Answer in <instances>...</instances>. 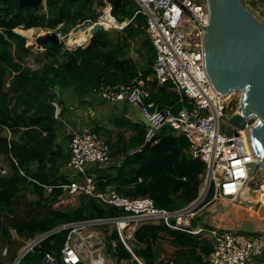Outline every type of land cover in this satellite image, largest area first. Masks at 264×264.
Returning a JSON list of instances; mask_svg holds the SVG:
<instances>
[{
    "label": "trees",
    "instance_id": "obj_1",
    "mask_svg": "<svg viewBox=\"0 0 264 264\" xmlns=\"http://www.w3.org/2000/svg\"><path fill=\"white\" fill-rule=\"evenodd\" d=\"M241 1L245 4V0ZM107 2L119 21L131 19L139 8L135 0H46L35 11L20 6L17 0L0 1V154L8 167L6 173L0 170V237L10 247L5 264L19 257L22 246L15 244L10 228L25 242L45 235L33 250L24 254L19 264H46L47 253L60 264H66L62 248L70 229L58 227L121 214L117 207L85 194L78 197L77 206L62 202L64 198L67 201V194L58 185L70 181L67 170L62 172L70 148L65 153L56 142L60 119H65L67 113L60 90L70 89L74 97L86 100L103 86H132L143 80L150 90L144 101L146 107L154 102L159 110L171 108L176 113L182 106L181 95L172 82L159 84L157 79L148 80L153 74L156 52L142 14L122 30L102 28L86 45L75 48L65 43H50L43 51L35 52L33 46L27 45L25 35L16 30L42 28L66 35L79 24L96 21L100 15L97 7ZM133 46L141 61L131 53ZM29 58L34 59L36 67L30 65ZM41 100L58 101L59 115L54 118L36 115L34 110ZM154 109L148 107L150 112ZM115 124L124 126L131 134L126 136L119 131L113 136L102 127L92 128L101 136L107 133L106 141L112 150L113 163L93 170L99 190L113 187L126 196H149L158 208L171 211L185 208L198 199L206 164L193 158L185 136H177L171 125L164 124L148 139L152 126L148 121L117 117ZM7 128L15 137L4 134ZM24 189L39 198L26 203ZM214 191L211 186L207 201ZM57 201L66 208H55ZM197 220H193V225H197ZM163 239L173 246L171 255L162 256ZM106 240L107 253L118 262L132 259L116 230L107 234ZM112 240L117 242L116 246ZM132 249L145 264H209L206 258L213 251V243L200 234L172 229L161 221H148L136 230ZM255 260L260 263L264 257L256 256Z\"/></svg>",
    "mask_w": 264,
    "mask_h": 264
},
{
    "label": "built area",
    "instance_id": "obj_2",
    "mask_svg": "<svg viewBox=\"0 0 264 264\" xmlns=\"http://www.w3.org/2000/svg\"><path fill=\"white\" fill-rule=\"evenodd\" d=\"M135 1L139 8L131 19L119 21L112 14V5L107 2L106 9L92 22L91 27L99 22L104 29L122 30L138 14L144 15L146 29L156 52L153 74L148 80L157 79L159 84L172 82L181 95L182 106L174 113L171 108L159 110L154 102H150L148 107L155 108L150 112L144 103L150 96V90L145 87L143 80L132 86L106 85L95 89V93L100 99L111 103H119L129 98L136 104L143 103L148 114L159 121V125L152 128L153 131L149 128L148 139L162 125H171L177 136L183 135L189 140L193 158L205 162L208 187L210 189L214 186V197L242 198L252 177L246 163L258 161L259 158L251 150L246 129L234 127L235 134L231 136L220 132L221 120L225 115L231 117L239 111L242 94L239 93L237 107L230 110L231 93L225 96L217 93L208 78L203 50V33L209 23L207 3L197 0ZM107 15H111V18ZM248 122L251 125L255 120L249 118ZM8 137L11 138L9 130ZM69 147L70 157L66 168L72 172V176L69 182L58 185L69 196L67 199H75L76 196L85 194L106 205L117 207L121 214L116 217L70 222L58 227L70 229L62 248V258L66 264H87V259L90 264H95L96 260H105L101 254L95 258L94 252L107 246L106 236L115 230L132 253L131 260L136 264H145L133 251L132 240L136 230L148 221H161L172 229L208 236L213 243V251L206 258L209 264H264V261L257 263L255 260L256 255L263 252V236L193 225L197 216L194 210L205 200L207 192L189 206L171 211L158 208L149 196H126L113 187L102 191L98 189L93 170L113 163L109 143L91 128H82L74 131ZM257 168L264 172L263 166ZM1 171L6 173L7 169L3 168ZM46 187L52 190V187ZM44 237L45 235H40L26 240L22 253L33 250ZM112 244L116 246L117 242L112 240ZM44 261L46 264H60L48 253ZM19 262L17 258L11 264Z\"/></svg>",
    "mask_w": 264,
    "mask_h": 264
},
{
    "label": "water",
    "instance_id": "obj_3",
    "mask_svg": "<svg viewBox=\"0 0 264 264\" xmlns=\"http://www.w3.org/2000/svg\"><path fill=\"white\" fill-rule=\"evenodd\" d=\"M0 1L5 3L7 0ZM17 1L20 6L39 11L46 0ZM206 3L209 23L203 33L205 69L217 93L224 96L242 94L239 111L229 121L236 128L246 129L251 150L259 158L246 163L248 173H253L258 166L264 167V22L255 17L241 0H206ZM101 29L102 25L96 22L90 29V39ZM36 41L38 48L42 49L50 43H62L56 32L41 35ZM137 104L150 121L153 131L159 121L148 114L143 103ZM34 113L54 118L58 116V105L41 100ZM249 118L255 123L250 125ZM23 256L24 252L18 259Z\"/></svg>",
    "mask_w": 264,
    "mask_h": 264
},
{
    "label": "rangeland",
    "instance_id": "obj_4",
    "mask_svg": "<svg viewBox=\"0 0 264 264\" xmlns=\"http://www.w3.org/2000/svg\"><path fill=\"white\" fill-rule=\"evenodd\" d=\"M197 1H202L206 2V0H197ZM252 1H255V5L252 4ZM245 5L248 7V9L254 14L255 17H257L260 21L264 22V0H245ZM98 10L101 12L106 8V5L104 6H99L97 7ZM100 16V15H99ZM88 28H91L90 22H87L86 24H79L76 28L72 29L68 34L64 35L59 30H47V29H42V28H31L27 31H22L27 38V45L33 46L35 52H41L44 49L38 48L37 44V38L41 35L47 34V33H53L56 32L60 35L62 43H65L67 47L70 48H75L77 47L76 45H70L69 40L72 38V36L78 34L80 31H87ZM20 29L19 31L23 30L22 28H17ZM114 28H110L107 30H113ZM133 56L140 60V55L138 52H136L135 47L133 46L132 52ZM30 65L33 67H36V64L34 62L33 58H29ZM143 64V62H141ZM62 92V93H61ZM60 98L63 99V102L65 104V108H67V117L64 115L65 119H60V127L57 132V137H56V142L57 144L63 148L64 152L67 153L69 152V142H70V137L74 133V131H77L79 128H93L95 126L102 127L112 133L113 136L116 135L119 131L124 133L126 136H129L131 134L130 130H126L125 127H119L115 124V118L117 117H127L131 118L133 121H150L145 117L143 110L138 106L136 103L130 100L126 101V99L122 102L119 103H111V102H105L101 103L99 100L100 97L98 94L95 93L94 96H91V98H88L87 100H80L76 97L73 96L72 91L70 89H63L62 91L60 90ZM231 109L234 110L240 99V94L239 93H231ZM88 102H92L93 104L98 105V110L94 109L93 112L88 110L90 108V105ZM58 105V115L61 110V105L59 104L58 101L55 102ZM230 117L228 115H225L223 120H221L220 124V132L224 135L231 136L235 134V129L234 126L230 123L229 121ZM151 124V123H150ZM105 139L107 136V133L102 135ZM1 163V162H0ZM51 165V163L49 164ZM67 163L62 166V172L65 171V169L68 172L69 178L72 176V172L66 168ZM61 173V172H60ZM209 184L207 182V179L204 180L201 192L209 193ZM249 188H250V193L248 195L257 197L261 195L264 192V172L262 169L256 168L255 171L252 173V177L249 180ZM210 190V189H209ZM24 194V200L26 203L36 201L39 197L36 196L35 194L25 191V189L22 191ZM69 197V196H67ZM78 197L76 196L74 198H69L62 200V202L70 203L67 206H77L78 203ZM216 201V200H215ZM218 201V200H217ZM61 201H57L55 203V208L57 209H64L66 207H63L60 204ZM205 202H201L196 209L194 210L197 212L198 219H200V222L203 221L207 225H214V220L217 217L218 212L220 211V207L224 206V204L220 203L219 205L216 206L215 210H210L207 209L205 210L204 208ZM226 209H229L228 206H226ZM69 209V207H68ZM258 222L253 221V223H248L247 225L243 226L245 230H242L243 233L249 234V231H253L258 228ZM12 232L13 239L16 243H21L20 245L21 248L19 250V255L22 253L24 247H25V239L18 237L17 232L13 229L10 228ZM95 230V229H94ZM248 230V231H247ZM87 233V232H86ZM202 237H208L205 235H202ZM209 238V237H208ZM161 246L164 248V253L163 255H171V252L174 250L173 246L169 242L168 239H163L161 242ZM10 254V247L7 243L4 242V240L0 237V264H5L4 262L6 261L7 257ZM99 254L104 256L105 261L108 264H136L133 260L131 261H120L118 262L114 257H112L109 253H107L106 247H102L100 249H97L94 252V257L98 258ZM118 262V263H117ZM6 264H11V263H6ZM87 264H90L89 259H87Z\"/></svg>",
    "mask_w": 264,
    "mask_h": 264
},
{
    "label": "crops",
    "instance_id": "obj_5",
    "mask_svg": "<svg viewBox=\"0 0 264 264\" xmlns=\"http://www.w3.org/2000/svg\"><path fill=\"white\" fill-rule=\"evenodd\" d=\"M16 30L22 34H24L22 31L24 32L27 31V30L19 31L20 29H16ZM88 98H86V100ZM89 109L91 112H93L94 109L98 110V105L95 103L94 105L90 106ZM80 129L82 128H79L78 130ZM8 130L11 133V138H13V136L15 137V135L12 133V131L9 128H7L4 131V134L8 135ZM0 162H1L0 170L6 168L8 172L7 162L1 154H0ZM262 189H264V187ZM249 193H250V188L246 189L245 194L240 199L239 198L231 199L227 197L215 198L213 195V197L207 201L206 200L207 196H206L204 200L205 202L204 207H202L205 210L207 209L215 210L216 206L219 205L220 203L224 204V206L220 207V211L218 212L216 219H213L215 222L214 225L212 226L207 225L203 221L200 222V219L197 220V225L205 226L209 229L242 232V230H245L243 226L247 225L248 223L249 224L253 223V221H256L259 223V224L257 223L259 229L249 231L248 235H256V236L264 237V192L257 197L248 195ZM201 196H203V192L200 191L199 197ZM226 206L228 207L230 206L229 209H226L227 208ZM256 256L264 257V248H263V252L259 253Z\"/></svg>",
    "mask_w": 264,
    "mask_h": 264
},
{
    "label": "bare ground",
    "instance_id": "obj_6",
    "mask_svg": "<svg viewBox=\"0 0 264 264\" xmlns=\"http://www.w3.org/2000/svg\"><path fill=\"white\" fill-rule=\"evenodd\" d=\"M106 9V8H105ZM106 14V13H105ZM109 18H111V15H107ZM90 29L86 31H80L78 34L72 36V38L69 40L70 45H83L90 39ZM95 264H107L105 260L99 259L95 261Z\"/></svg>",
    "mask_w": 264,
    "mask_h": 264
}]
</instances>
